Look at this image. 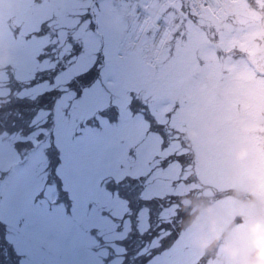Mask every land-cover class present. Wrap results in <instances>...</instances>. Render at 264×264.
<instances>
[{"label": "rangeland", "instance_id": "1", "mask_svg": "<svg viewBox=\"0 0 264 264\" xmlns=\"http://www.w3.org/2000/svg\"><path fill=\"white\" fill-rule=\"evenodd\" d=\"M163 1L0 0V67L33 76L53 51H69L67 40L83 51L55 78L56 87L96 58L101 77L69 106L73 92L61 95L52 144L33 141L18 151L12 140L0 139V221L9 229L0 256L8 264H123L122 241L132 225L131 215L123 219L129 210L120 190L151 199L181 195L189 181L204 195L215 188L247 190L260 210L233 198L213 201L179 237L188 253L198 257L219 237L214 264H240L254 242L264 241V76L248 62L254 44L231 27L237 15L243 19L247 0H222L227 15L219 22L205 9L198 18L189 8L184 18L180 1ZM132 4L148 14L158 6L154 21L168 24V41L153 66L145 65L139 47L120 46ZM147 40L143 35L141 44ZM5 77L0 71V81ZM49 89L41 83L24 93L34 98ZM88 116L96 118L88 124ZM147 209L136 216L129 264H141L157 243L152 238L142 246ZM238 214L242 219L222 237Z\"/></svg>", "mask_w": 264, "mask_h": 264}, {"label": "trees", "instance_id": "2", "mask_svg": "<svg viewBox=\"0 0 264 264\" xmlns=\"http://www.w3.org/2000/svg\"><path fill=\"white\" fill-rule=\"evenodd\" d=\"M66 43L72 45L74 42L70 41L68 42L67 40H65ZM76 44V43H75ZM80 45V44H79ZM50 47V46H49ZM49 47L47 49H49ZM80 47V46H79ZM62 48V47H61ZM61 48L57 49V51L52 52V54H50L47 57V64L44 68H40L39 66L34 70L33 75L36 74V83L35 85L31 84V78L32 76L28 77V78H20L18 77L15 72L14 69L9 67V66H1L0 67V71L4 72L5 74H7V77H5L3 80L0 81V91H3L2 93H0V108H4V109H11L13 115L15 114L16 111V105L18 104H30L32 102L35 101L36 97L32 98L29 94L24 93L26 89L34 87L38 84L41 83H46L48 84L49 88H58L56 87L55 84V79L52 83H49L48 81H44V82H40V78L42 75H49V73L51 72V70L56 66V62L59 61L63 66L64 69H66L69 65H71V62L74 60V57H72L70 60H65V59H61L62 57H66L67 54L71 51V48L69 49V51H65L63 53H61V56L58 57V52L60 53L62 50ZM56 53V54H54ZM46 57V55H45ZM44 59V58H43ZM38 60V63L40 64V62H42V60ZM94 63V68L93 71L91 72V74L87 77H82L80 81L77 82L76 86L72 88H67L65 89V91L63 92L62 96L66 93V91L71 90L73 92V97L69 101V103H67V106H69L71 103H73L72 101H78L81 93L84 89L92 86L94 83H96L98 80H100V62L98 60V58H96L95 60H93L90 64V66ZM89 66V67H90ZM41 70H47L42 72ZM83 72V71H82ZM61 72L58 73V75ZM81 73V72H79ZM78 73V74H79ZM57 75V76H58ZM77 75V74H76ZM76 75H74L73 77H71L70 79L74 78ZM56 76V77H57ZM55 77V78H56ZM69 80V79H68ZM66 80V81H68ZM63 82V84H61V82H58L62 87L61 88H65V82ZM47 91V90H45ZM44 91V92H45ZM61 96V95H60ZM60 96L58 98H54L55 102L50 104V105H43L42 109L40 107H35V108H29L27 111L29 112V116L28 119L21 125L15 126V127H8V126H0V139H10L12 140V145L13 147L20 151L21 149H23L24 147H29L31 145H33V141H37L39 142L40 140H44L47 141L48 144H52L53 143V139H54V134H53V128H54V124H55V109L56 106H62L61 102H62V96L60 98ZM23 98V99H21ZM66 109L67 107H64V114L66 115ZM96 114L99 115H103V112H97ZM39 117V118H38ZM37 121H35V119H37ZM91 118H96V116H89L87 123L90 124V120ZM2 174H5V172H3ZM190 181L187 183H184L185 186L188 187L187 192L181 194V195H166L164 197H154L156 199H143L138 197L134 192L132 193V200H133V204L137 203L138 201H152L147 209V229H146V235H142L144 236V240L145 242H143V245L146 243H150V241L153 238V233L156 231V225L158 223H161L163 221H174V228L175 231L178 233L179 237H181V235L183 234V232L189 228L191 225H193L194 223H198L202 220V215L205 214V212L207 211L208 207L211 205V203L213 201H220L226 198H233L236 201H238L242 206H246V205H252L254 207L259 208L260 210V204H259V200L258 197L256 195L250 194L247 191L244 190H237V189H224V190H220L218 188H215L211 191V193H208L207 195H204L201 190H200V186H198V189H192L195 185L191 186L189 185ZM197 183V182H196ZM120 194L125 198L126 202V206L129 209L128 216L130 217L131 215V225H132V230L130 231V238L125 241L123 240V244L127 249V254L125 255V259L123 261V264H129L130 258L133 255L134 252V240L133 238H135V233H136V223L135 220L137 212L133 209H130L128 206V197H129V192L128 191H124V190H120ZM174 197V199L172 200V206L171 207H167L163 210L167 212L168 208H171L169 211L168 216H166V218L163 220L161 215L163 212L160 213L159 219H157L156 217V211H157V206L161 203V199L163 200V203L167 204L169 198ZM256 205V206H255ZM262 205V204H261ZM143 209V208H141ZM149 209H151V215L149 213ZM127 215H125L124 217H126ZM240 219H242L241 215H236L234 217L233 220H231L230 222H228V224L225 226L224 230L222 231V237H226V235L228 234V232L232 229V227L235 226L236 222H238ZM166 226V225H165ZM9 231L8 227L6 224H4L3 222L0 221V239L3 238V235L5 236V233ZM160 235H163V233L161 232ZM154 239V238H153ZM157 243H158V239L155 238ZM212 242H208L206 243L203 247H202V251L201 254L198 257H207L210 258V264H214V262L216 260H218L220 257L216 255V250H217V244L218 242L221 243L223 242L222 238L219 237H214L212 238ZM131 242V243H130ZM259 243H264L263 240L257 241ZM130 243V244H129ZM156 243V244H157ZM167 243V241H166ZM155 244V245H156ZM155 245L149 249L147 251V254L150 250H152ZM254 249L252 248L251 250L247 251L245 257L242 259V261L240 262V264H252L251 262V256L253 253ZM147 256L143 257V259H141V264L142 262L144 263L145 259ZM0 264H8L4 259H0Z\"/></svg>", "mask_w": 264, "mask_h": 264}, {"label": "snow or ice", "instance_id": "3", "mask_svg": "<svg viewBox=\"0 0 264 264\" xmlns=\"http://www.w3.org/2000/svg\"><path fill=\"white\" fill-rule=\"evenodd\" d=\"M79 46V44L73 43L71 45V51L67 54L66 57H62L61 59L70 60L74 56L81 55L83 49ZM48 51H51V49H48ZM21 55L27 56L28 53H22ZM45 55L46 53L42 52L36 57V59L41 60L45 58ZM94 66L95 65L93 63L86 70L77 74L74 78L66 81L65 88H51L45 92L39 93L35 101L30 104L16 105V111L14 115L11 109L0 108V126L15 127L23 124L28 119L29 112L27 110L29 108L40 107L42 109L43 105H50L54 103V98H58L60 95H62L65 89H73V87L76 86L77 82L80 81L82 77L89 76L93 71ZM64 70V66L59 61H57L56 66L51 70L49 75L41 76L40 82H44L46 80L49 83H52L58 73L63 72ZM41 71L44 72L47 70ZM30 83L35 85L36 74L32 76ZM161 163H163V161ZM173 199L174 197L170 196L167 204L163 203V200L161 199V203L157 206V219H159L160 213L163 212L165 208L172 206ZM151 202L152 201H138L137 203L133 204L132 193L129 192L128 206L130 209H133L134 212L139 211L141 208L148 207ZM149 213L151 215V209H149ZM161 232L163 233V235H160ZM146 234L147 233H143L142 235ZM152 235L153 238L158 239V243L152 250L148 252L144 264H149V262L154 259L158 262V264H210V258L195 257L188 253V251L180 245V238L178 233L175 231L174 221H163L161 223H158L156 225V231Z\"/></svg>", "mask_w": 264, "mask_h": 264}, {"label": "flooded vegetation", "instance_id": "4", "mask_svg": "<svg viewBox=\"0 0 264 264\" xmlns=\"http://www.w3.org/2000/svg\"><path fill=\"white\" fill-rule=\"evenodd\" d=\"M235 5L228 4V8ZM244 14L242 20H239L241 16H236V19L231 22L233 34L242 36L249 39V42L253 43L252 54L264 49V0H250L244 4ZM229 12V10H228ZM243 27L242 31L237 30ZM238 27V28H237ZM251 54V55H252Z\"/></svg>", "mask_w": 264, "mask_h": 264}, {"label": "clouds", "instance_id": "5", "mask_svg": "<svg viewBox=\"0 0 264 264\" xmlns=\"http://www.w3.org/2000/svg\"><path fill=\"white\" fill-rule=\"evenodd\" d=\"M253 249L251 262L252 264H260L264 261V243L254 242Z\"/></svg>", "mask_w": 264, "mask_h": 264}, {"label": "water", "instance_id": "6", "mask_svg": "<svg viewBox=\"0 0 264 264\" xmlns=\"http://www.w3.org/2000/svg\"><path fill=\"white\" fill-rule=\"evenodd\" d=\"M214 3L218 6L217 0H214ZM251 62L258 71L264 72V50L256 53L251 59Z\"/></svg>", "mask_w": 264, "mask_h": 264}, {"label": "bare ground", "instance_id": "7", "mask_svg": "<svg viewBox=\"0 0 264 264\" xmlns=\"http://www.w3.org/2000/svg\"><path fill=\"white\" fill-rule=\"evenodd\" d=\"M204 2L206 3V5L210 8V10H212L213 12H216V9H218V11H220V9L218 7H215L212 0H204ZM137 19L140 20H145L144 15H137ZM138 21V23H139ZM161 26V22L158 21L156 23V27L159 29ZM133 30L136 31L137 30V25L133 24Z\"/></svg>", "mask_w": 264, "mask_h": 264}, {"label": "built area", "instance_id": "8", "mask_svg": "<svg viewBox=\"0 0 264 264\" xmlns=\"http://www.w3.org/2000/svg\"><path fill=\"white\" fill-rule=\"evenodd\" d=\"M133 42L135 43V41L133 40ZM149 53H150V60H153V55H154V52L153 51H149ZM152 53V54H151Z\"/></svg>", "mask_w": 264, "mask_h": 264}]
</instances>
